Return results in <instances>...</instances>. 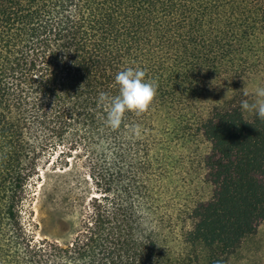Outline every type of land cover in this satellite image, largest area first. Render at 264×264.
<instances>
[{"label":"trees","instance_id":"16d2710c","mask_svg":"<svg viewBox=\"0 0 264 264\" xmlns=\"http://www.w3.org/2000/svg\"><path fill=\"white\" fill-rule=\"evenodd\" d=\"M127 67L156 94L112 129ZM253 78L264 0H0V264H256L264 121L205 103Z\"/></svg>","mask_w":264,"mask_h":264},{"label":"clouds","instance_id":"9594fccd","mask_svg":"<svg viewBox=\"0 0 264 264\" xmlns=\"http://www.w3.org/2000/svg\"><path fill=\"white\" fill-rule=\"evenodd\" d=\"M117 94L109 96L105 92L98 93L97 102L107 107L104 123L117 129L122 123L125 113H144L156 94L154 81L145 79V72L137 67H127L118 71L114 77ZM254 102L242 100V111L253 112L257 119L264 121V87L255 91Z\"/></svg>","mask_w":264,"mask_h":264},{"label":"rangeland","instance_id":"374dc122","mask_svg":"<svg viewBox=\"0 0 264 264\" xmlns=\"http://www.w3.org/2000/svg\"><path fill=\"white\" fill-rule=\"evenodd\" d=\"M258 87H264V79L253 78L252 80L245 82L243 87L241 86L239 89H233V93H223L222 91H218L214 94H210L205 98V103L211 106L221 105L226 100L230 99L235 92H240L237 97L240 100L239 103H241L242 100H247L251 103L256 99L255 91ZM242 112L246 120H252L255 115L253 112L249 111ZM207 193H209V191H207ZM243 247L244 250L242 255L250 254V252L254 253L257 255L256 264H264V222L260 224L257 234L246 241V244L243 245Z\"/></svg>","mask_w":264,"mask_h":264}]
</instances>
